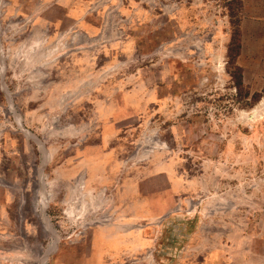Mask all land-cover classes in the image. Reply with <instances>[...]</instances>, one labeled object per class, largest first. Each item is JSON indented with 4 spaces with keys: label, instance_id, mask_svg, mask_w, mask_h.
<instances>
[{
    "label": "rangeland",
    "instance_id": "374dc122",
    "mask_svg": "<svg viewBox=\"0 0 264 264\" xmlns=\"http://www.w3.org/2000/svg\"><path fill=\"white\" fill-rule=\"evenodd\" d=\"M0 264H264V0H0Z\"/></svg>",
    "mask_w": 264,
    "mask_h": 264
},
{
    "label": "trees",
    "instance_id": "16d2710c",
    "mask_svg": "<svg viewBox=\"0 0 264 264\" xmlns=\"http://www.w3.org/2000/svg\"><path fill=\"white\" fill-rule=\"evenodd\" d=\"M237 42L238 43H236V42L235 43H232L231 46H232V48L235 46V49L239 50L241 48V43H240L239 40H237ZM232 48H230V51L233 50ZM238 83H239V85H242V77H240Z\"/></svg>",
    "mask_w": 264,
    "mask_h": 264
},
{
    "label": "bare ground",
    "instance_id": "6f19581e",
    "mask_svg": "<svg viewBox=\"0 0 264 264\" xmlns=\"http://www.w3.org/2000/svg\"><path fill=\"white\" fill-rule=\"evenodd\" d=\"M253 113H255V115H256V112H253Z\"/></svg>",
    "mask_w": 264,
    "mask_h": 264
}]
</instances>
